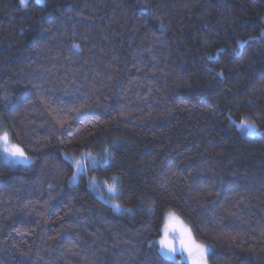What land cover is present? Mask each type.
Here are the masks:
<instances>
[{
    "label": "trees",
    "instance_id": "16d2710c",
    "mask_svg": "<svg viewBox=\"0 0 264 264\" xmlns=\"http://www.w3.org/2000/svg\"><path fill=\"white\" fill-rule=\"evenodd\" d=\"M262 30L264 0H0V134L30 158L0 153V264H186L149 244L171 211L208 264H264Z\"/></svg>",
    "mask_w": 264,
    "mask_h": 264
},
{
    "label": "snow or ice",
    "instance_id": "6c2138e0",
    "mask_svg": "<svg viewBox=\"0 0 264 264\" xmlns=\"http://www.w3.org/2000/svg\"><path fill=\"white\" fill-rule=\"evenodd\" d=\"M43 0H38V3H42ZM22 6H27V0H20ZM163 27V25H162ZM251 40L264 39V30L261 31L259 37H250ZM243 41H237L238 45H242ZM79 45L74 44V49H79ZM218 51H222L218 50ZM210 60H215L216 57H210ZM219 76H223V72L217 73ZM238 127L246 129L249 135H253L256 132L255 125L247 119H242L238 123ZM0 145H3V152L7 158L13 161H23L29 163V159L26 156L23 148L19 145L11 144L7 132L0 134ZM83 159H75L73 161L74 167L77 171L72 174V180H76L79 172L83 171L86 167L85 161L90 162L93 168L105 165L108 160L112 157V152L108 147L103 149L102 155H94L91 152L83 154ZM111 183L108 180L102 182V186L107 189L109 193L119 194L118 180L119 177L113 175ZM90 187H101L96 177L90 179ZM115 207L119 208L120 205L117 203ZM150 245L159 246V254L163 257H170L177 253L179 250L182 253L187 254V260L191 264H206V253L209 251L208 246L197 243L193 236L191 229L184 224V222L176 216L174 213H168L165 217V223L162 228V235L157 241H149ZM184 257H182L183 259Z\"/></svg>",
    "mask_w": 264,
    "mask_h": 264
},
{
    "label": "rangeland",
    "instance_id": "374dc122",
    "mask_svg": "<svg viewBox=\"0 0 264 264\" xmlns=\"http://www.w3.org/2000/svg\"><path fill=\"white\" fill-rule=\"evenodd\" d=\"M52 40V39H51ZM51 40H50V44H51ZM50 48V46L48 47V49ZM29 107H30V105H29ZM29 112V111H28ZM23 126H24V124H23ZM23 126L21 127V129L23 130ZM18 136H19V134H18ZM10 140V139H9ZM10 143L11 144H15V145H19L20 146V138H16L15 140H10ZM21 147V146H20ZM0 153H1V155L3 156V158L8 162V165L9 166H7V167H12V165L13 164H16V163H24L23 161H13L12 159H10V158H7V156H6V154L3 152V145H0ZM84 153H86V152H82L80 155H78V156H69V158H70V160L73 162L75 159H83L84 157H83V154ZM92 153V152H91ZM94 155H99V154H96V153H93ZM28 157V156H27ZM28 159H29V161H30V158L28 157ZM85 162H87L89 165H91L90 164V162H88L87 160L85 161ZM74 171H77L76 169L74 170ZM78 176V175H77ZM73 183L77 180V178H76V180H72V176H71V179H70ZM97 181H98V183L99 184H101V187H99V188H97V187H93L94 189H95V191L97 192V194L99 195V197L101 196V198L102 197H104L105 199H108V200H111V197H112V193H109L108 191H107V189L106 188H104L103 186H102V182L104 181V180H98L97 179ZM109 182L111 183V180H109ZM104 192H107L106 194H103ZM103 198V199H104ZM104 199V200H105ZM114 201V200H113ZM113 205H115L114 203H113ZM168 213H174L176 216H178L175 212H173V211H171V212H168ZM168 213H166V215H165V217L168 215ZM179 217V216H178ZM180 218V217H179ZM181 219V218H180ZM182 220V219H181ZM183 221V220H182ZM184 222V221H183ZM164 223H165V218H164V222H163V225H164ZM184 224L185 225H187L189 228H190V226L186 223V222H184ZM163 228V227H162ZM162 228H161V231H162ZM161 235H162V232H161ZM161 235H160V237H161ZM192 236H193V234H192ZM159 237V238H160ZM159 238H158V240H159ZM193 238H194V236H193ZM194 240L197 242V243H199V244H203V245H206V246H208V248H209V245L208 244H206V243H201V242H199V241H197L195 238H194ZM182 257H184L183 259H182ZM187 254L186 253H182V252H180L179 250L177 251V253L176 254H174L173 256H170V257H168V258H172V259H178V260H182V261H184L186 264H191V262L189 261V260H187ZM206 264H208V262H207V253H206Z\"/></svg>",
    "mask_w": 264,
    "mask_h": 264
}]
</instances>
